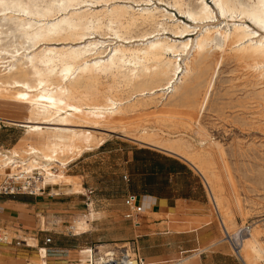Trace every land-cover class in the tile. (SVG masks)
I'll list each match as a JSON object with an SVG mask.
<instances>
[{
    "label": "bare ground",
    "instance_id": "bare-ground-1",
    "mask_svg": "<svg viewBox=\"0 0 264 264\" xmlns=\"http://www.w3.org/2000/svg\"><path fill=\"white\" fill-rule=\"evenodd\" d=\"M196 1L194 7L186 0H167V5L193 23L213 20L216 15L205 0ZM211 1L219 16L233 23L228 21L223 28H200L195 39L185 40L183 37L193 32L191 28L156 6L145 7L149 1L140 0L144 8L134 10L126 5L92 7L107 5L109 0H0V99L20 104L27 112L22 121L6 122L24 128L25 135L38 133L45 139L41 148L27 146L20 153L0 152V175L5 176L7 169L16 173L26 168L37 170L53 186H61L60 174L55 176L51 170L67 167L95 138L89 131L68 127L90 128L97 124L86 120L94 121L97 116L106 121L105 125H117L140 104L146 107L173 95L187 76L203 72L206 54L212 49L224 52L231 47V58L249 64L256 72L254 85L264 92V36H257L244 25L249 20L264 31V0ZM138 27L153 31L132 35ZM102 30L118 42L105 45L91 38ZM166 33L175 39L165 37ZM103 79L110 81L108 89L101 86ZM211 82L212 78L200 110L207 104ZM129 92L142 96L140 102L131 104L120 98L119 94ZM63 103L70 104L69 108ZM133 141L181 158L217 193L213 153L192 152L181 139L158 141L142 136ZM217 154L221 158L219 150ZM75 179L64 178V186L81 194ZM94 214H88L91 222ZM245 242L252 259L264 261V250L251 234L241 248ZM44 250H38L41 259Z\"/></svg>",
    "mask_w": 264,
    "mask_h": 264
},
{
    "label": "rangeland",
    "instance_id": "rangeland-1",
    "mask_svg": "<svg viewBox=\"0 0 264 264\" xmlns=\"http://www.w3.org/2000/svg\"><path fill=\"white\" fill-rule=\"evenodd\" d=\"M139 1L109 0L107 5L100 4L92 7L100 9L126 5L134 10H140L145 4L138 3ZM141 1H149L150 3L145 7L156 6L158 10L174 17V21L177 20L190 27L193 32L183 37L185 40L195 39L200 28L203 30L206 26L213 25L223 28L226 22L233 23L230 19L219 16L211 0H205V2L216 16L213 20L201 23H193L180 15L167 5V0ZM186 1L193 7L197 5L196 0ZM244 22V25L249 27L248 31L257 32V36H264V31L252 22L249 20ZM236 23L239 22L236 21ZM138 28L132 35L153 31L149 27ZM164 36L171 40L175 39L170 33ZM91 38L105 45L109 43L114 45L118 42L107 30L99 31ZM183 38L180 39L184 40ZM230 54L231 47L225 48L224 52L209 50L206 54V66L200 75L187 76L173 95L164 96L163 99L156 100L155 103L146 107L140 104L141 108L138 106L134 109L135 113H128L125 120L117 125H105L106 121L97 116L98 118L96 117L94 121L86 120L88 123L97 124L90 125L92 126L90 128L68 127L89 131L95 137L94 143L90 147L83 148L79 156L73 157V161L67 167L51 170L55 176L60 174L61 179L58 182H61V186H53L43 179L45 192L42 198L60 204L46 214H38V225L43 221L42 229L47 231V233H38L39 236L41 234L44 238L55 233L73 236V234L79 235L87 232L79 237L100 249L120 248L123 244L131 242L134 226L123 219L122 215L126 210L121 206L122 190L129 183H125L122 176L127 154L134 149L148 147L133 141V139L144 136L158 141L171 138L181 139L192 152L205 150L213 153V167L218 177L216 194L189 163L177 156L158 150L170 158H176L188 164L191 170L200 177L202 183L207 188L209 187L212 210L217 215V221L219 219L218 222H222L228 234L233 235L242 226H250L249 234L260 243L258 245L264 250V92L261 86L254 85L253 74L256 72L249 67V64L232 59ZM218 62L221 64L216 67ZM211 78L213 86L209 91L207 104L200 110L199 105L202 103L206 86ZM102 82L101 86L108 89L110 81L103 79ZM1 93L3 89H0ZM119 96L126 99L125 101H130L131 104L140 102L142 98L134 92L119 94ZM151 97L146 96L145 99ZM63 105L68 107L70 104L63 103ZM26 116L27 112L22 105L0 99V118L22 121ZM12 126L16 128L13 137H18L19 140L14 146L0 148V152L17 151L20 153L27 146L43 147L45 139H42L38 133L25 135L24 128ZM144 131L146 135H142ZM218 150L221 152V158L217 154ZM66 177L76 178L80 190L82 189L81 194H74L71 187L64 186ZM4 180L5 176L0 175V186ZM88 190L93 192V197L86 202L91 204L87 209L83 202H85L84 195ZM68 202V205L65 204ZM90 211L95 213L92 222L88 217ZM104 211L105 214L110 213L109 217L104 215ZM10 231L12 234L15 232L13 228H10ZM220 235L221 238L224 237L221 228ZM19 236L28 240L29 244L31 242L36 244L31 235L19 233ZM240 253L245 264H264L262 260L252 259L251 253L246 248V242Z\"/></svg>",
    "mask_w": 264,
    "mask_h": 264
},
{
    "label": "crops",
    "instance_id": "crops-1",
    "mask_svg": "<svg viewBox=\"0 0 264 264\" xmlns=\"http://www.w3.org/2000/svg\"><path fill=\"white\" fill-rule=\"evenodd\" d=\"M0 119V148L16 145L19 140L13 137L16 128L7 119ZM158 150L150 146L132 150L123 168V176H127L125 183L129 184L122 190V209L126 210L124 199L129 194L141 197L145 207L140 225L134 227L130 238L141 257L159 264H245L221 238L219 219L212 210L209 190L200 177L185 162ZM44 192L36 196L0 195L1 222L13 228L17 238L27 244L28 240L20 238L19 233L33 236L36 242H31V247L0 246V264H42V260L44 264H79L86 259L82 251L95 246L79 237L87 232L39 236L38 233L47 231L42 229L43 221L38 225V214H46L60 204L43 199ZM92 194L90 190L85 193L84 205ZM104 215L109 217L110 213L104 211ZM46 238L51 239L48 245H44ZM39 249H45L44 259Z\"/></svg>",
    "mask_w": 264,
    "mask_h": 264
},
{
    "label": "built area",
    "instance_id": "built-area-1",
    "mask_svg": "<svg viewBox=\"0 0 264 264\" xmlns=\"http://www.w3.org/2000/svg\"><path fill=\"white\" fill-rule=\"evenodd\" d=\"M5 180L0 186V195L13 196L18 194H26L36 196L45 191L42 186L43 176L37 170H28L26 168H19L16 173H11L12 170L6 171ZM122 179L127 181V176ZM90 200L87 198L86 202ZM87 209L91 205L85 204ZM126 208L123 219L132 223L137 228L140 225L141 218L144 216L145 207L142 198L133 194H129L124 199ZM220 227L223 233V241H225L231 248L233 255L242 259L240 255L242 242L250 233V226L240 227L236 233L229 235L226 233L225 228L220 222ZM42 232V231H41ZM51 243L50 238L44 240V245ZM27 243L20 240L16 236V232L10 231V227L3 224L0 220V246H21ZM85 261L82 264H159L147 262L141 257L137 246L134 242L123 244L120 248L100 249L98 246H92L84 251ZM81 264V263H79Z\"/></svg>",
    "mask_w": 264,
    "mask_h": 264
}]
</instances>
